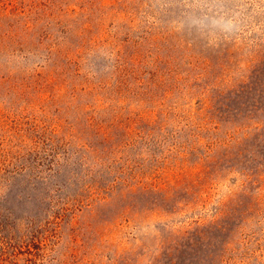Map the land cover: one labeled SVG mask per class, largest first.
<instances>
[{"label": "rangeland", "instance_id": "obj_1", "mask_svg": "<svg viewBox=\"0 0 264 264\" xmlns=\"http://www.w3.org/2000/svg\"><path fill=\"white\" fill-rule=\"evenodd\" d=\"M0 264H264V0H0Z\"/></svg>", "mask_w": 264, "mask_h": 264}]
</instances>
